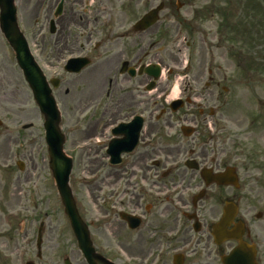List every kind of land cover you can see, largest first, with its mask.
Wrapping results in <instances>:
<instances>
[{
  "label": "flooded vegetation",
  "instance_id": "flooded-vegetation-1",
  "mask_svg": "<svg viewBox=\"0 0 264 264\" xmlns=\"http://www.w3.org/2000/svg\"><path fill=\"white\" fill-rule=\"evenodd\" d=\"M22 5V30L46 78L58 71L60 99L73 106L68 112L82 119L86 115H78L79 109L93 108L88 139L96 156L104 155L95 159L101 162L95 161L91 174L98 177L90 190L103 214H79L94 249L90 261L76 234V255L68 257L50 230L43 226L35 236L24 226L11 253H0V264L23 258L27 264H59L58 255L63 264H264V214H252L253 207L240 210L241 188L204 180L205 169L212 175L239 172L222 158L224 121L215 120L213 109L205 113L210 105L227 104L216 93L221 69L207 67L204 56L192 65L193 51L188 66H179L181 28L192 37V28L211 21L204 18V0H22ZM161 5L158 22L145 29V16ZM186 43L188 51L194 48ZM77 59L79 64L68 63ZM81 65L86 66L77 74ZM86 74L90 79L78 91L77 81ZM175 89L178 96L172 98ZM253 117L254 133L257 122L264 128V113ZM136 118L142 121L137 137L135 131L127 136ZM108 151L120 161L112 164ZM207 201H215L216 213L209 214L214 205L206 210ZM230 205L239 207L236 214H226ZM4 246L1 242L0 249ZM48 256L54 259L48 262Z\"/></svg>",
  "mask_w": 264,
  "mask_h": 264
},
{
  "label": "rangeland",
  "instance_id": "rangeland-1",
  "mask_svg": "<svg viewBox=\"0 0 264 264\" xmlns=\"http://www.w3.org/2000/svg\"><path fill=\"white\" fill-rule=\"evenodd\" d=\"M249 3L258 6V11L248 13L246 5ZM17 5L21 22L26 5L23 7L22 0H17ZM211 7H214L211 21L192 28V37L181 28L182 39L178 44H182L184 49L182 53L177 52L182 59L179 66L187 65L193 51L192 65L195 66L204 56L207 67L221 69L222 72L218 70L221 86L216 93L221 94L227 104L218 108L210 105L205 108V113L209 114L213 109L217 112L215 120L224 121L226 144L222 158L224 164L239 168L243 185L241 208L253 207L252 214H264V128L261 121L256 123L258 128L254 133L251 127L254 113L258 116L264 113V0H204V10H211ZM223 18L229 21L223 24ZM25 22L32 24L29 19ZM221 25L228 26L230 32L221 34ZM220 35L228 36L221 41L212 39ZM185 36L186 42L194 45L189 51ZM202 42H205V52L201 50ZM87 78L90 79V74L78 80L75 89L79 91ZM223 87L229 89V94L222 93ZM58 92L62 93L61 90ZM58 92L55 97L63 117L65 152L74 160L70 182L73 196L79 204L80 214H103L95 205L91 187L87 184L92 169L101 162L95 159L103 157L104 153L100 152L97 157L92 146L83 144L88 140L93 108L82 107L78 115L86 117L73 118L68 112L73 106L69 104L66 107ZM77 121L81 122L80 131L75 128ZM43 125L44 118L15 64L11 49L0 34V243L6 245L0 249L1 254L11 253L22 224L25 230L32 229L30 234L36 236L41 223H44L54 243L61 244L60 248H65L64 253L68 257L76 255L70 224L49 168ZM28 126L30 128H26ZM250 158H253V163H250ZM19 162L24 165V170L18 168ZM205 205L208 211L214 205V211L209 214L216 213L215 201H207ZM2 217L6 223L9 220L8 226L2 225ZM53 259L48 256L46 261ZM62 259L63 255H58L56 262L63 264Z\"/></svg>",
  "mask_w": 264,
  "mask_h": 264
},
{
  "label": "water",
  "instance_id": "water-1",
  "mask_svg": "<svg viewBox=\"0 0 264 264\" xmlns=\"http://www.w3.org/2000/svg\"><path fill=\"white\" fill-rule=\"evenodd\" d=\"M0 6L2 8L1 22L4 34L9 43L14 47L19 66L23 70L25 78L33 90L35 100L46 118L44 127L46 130V141L49 146L51 168L59 195L65 208V213L70 218L71 225L80 238L81 248L89 259L92 249L91 246H89L90 243L89 245L87 244L88 233L81 225L82 222L78 217L79 213L69 187L73 162L65 155L63 150L64 137L59 129L60 113L40 68L31 56L26 41L18 31L14 0H0ZM133 127H136V125H133L132 128ZM19 166L22 168V165ZM206 178L209 179L210 177L206 176ZM222 179H224L226 183H233L235 181L230 171L222 175L221 179L219 177L209 180L220 183ZM78 226H80V229L77 228Z\"/></svg>",
  "mask_w": 264,
  "mask_h": 264
},
{
  "label": "bare ground",
  "instance_id": "bare-ground-1",
  "mask_svg": "<svg viewBox=\"0 0 264 264\" xmlns=\"http://www.w3.org/2000/svg\"><path fill=\"white\" fill-rule=\"evenodd\" d=\"M177 96H178V90L176 89V90L174 91V93H173L172 98H176Z\"/></svg>",
  "mask_w": 264,
  "mask_h": 264
}]
</instances>
